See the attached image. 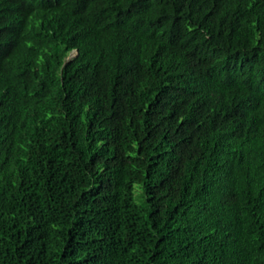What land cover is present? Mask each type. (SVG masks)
Masks as SVG:
<instances>
[{
	"label": "trees",
	"instance_id": "trees-1",
	"mask_svg": "<svg viewBox=\"0 0 264 264\" xmlns=\"http://www.w3.org/2000/svg\"><path fill=\"white\" fill-rule=\"evenodd\" d=\"M80 34L105 60L142 46L153 81L85 52L59 73ZM39 58L40 113L80 122L36 143L0 103V264H264V0H0V90Z\"/></svg>",
	"mask_w": 264,
	"mask_h": 264
},
{
	"label": "clouds",
	"instance_id": "clouds-1",
	"mask_svg": "<svg viewBox=\"0 0 264 264\" xmlns=\"http://www.w3.org/2000/svg\"><path fill=\"white\" fill-rule=\"evenodd\" d=\"M156 34L164 41L168 53V64L176 57L175 53L179 45L186 60L190 61L191 64H195L193 56H189L192 54V49L191 47L188 48L185 41H182L184 38L182 35L178 34L177 36V34L174 33L162 32H156ZM79 38L80 48L71 49L64 57L63 62L65 63H62L61 66L54 65L59 73L64 72L66 68H71L70 64L67 63H70L79 53L85 52L88 59L87 66L89 72H93L97 69H102L108 73L115 71L120 78L118 85L121 80H124L135 72L145 73L147 82L153 81L154 74L144 70V55L141 51L142 46L133 48L127 54H119L115 58L105 60L100 58L106 54L104 50H101L99 47H88L84 42L83 34H80ZM26 64L28 65L23 66L25 64H21L15 66L5 74V78L10 85L2 86L3 88L0 90V103L2 106L15 109L18 117L23 122L24 133L30 136L36 143H40L47 139H56L57 137L65 138L68 130L70 133L71 126L80 122L78 117H71V114H73L72 109L69 110V108H67L69 103L64 100L62 109L64 115L60 120L48 114L40 113L39 111L44 103V96L49 94L57 85L53 75L48 76L45 73L46 70H53L52 65L48 64L47 61L42 58L35 59ZM104 66H111L112 69L107 70ZM134 67H136V71L127 72V69ZM232 71V69H226L227 73L230 72L231 74ZM225 84H234L232 74L231 77L225 81ZM114 92L110 95L111 97ZM40 99H42V101H40ZM8 101H12V103L8 104ZM115 103L116 105H121L123 104V100L117 98ZM88 119L89 118H87L85 124L89 126ZM37 120L40 121L37 122Z\"/></svg>",
	"mask_w": 264,
	"mask_h": 264
},
{
	"label": "bare ground",
	"instance_id": "bare-ground-1",
	"mask_svg": "<svg viewBox=\"0 0 264 264\" xmlns=\"http://www.w3.org/2000/svg\"><path fill=\"white\" fill-rule=\"evenodd\" d=\"M71 32V30L69 31V32H67V33H70ZM72 39H74V37H72ZM63 41V40H62ZM69 44V43H68ZM63 64L65 63V62H62ZM67 64H69V63H67ZM131 71H134L133 69H127V72H131ZM135 74V73H134ZM119 81V79H116V81L115 82H118ZM133 80L130 78V79H127V80H124L123 82L124 83H128V82H132ZM126 88V90L129 88L128 86H126L125 87Z\"/></svg>",
	"mask_w": 264,
	"mask_h": 264
}]
</instances>
